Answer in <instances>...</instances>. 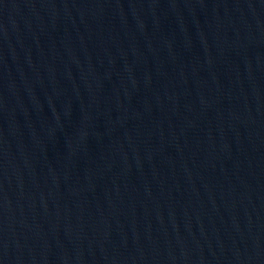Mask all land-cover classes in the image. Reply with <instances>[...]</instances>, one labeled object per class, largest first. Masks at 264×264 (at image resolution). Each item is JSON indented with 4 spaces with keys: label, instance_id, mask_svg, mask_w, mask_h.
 <instances>
[{
    "label": "water",
    "instance_id": "95a60500",
    "mask_svg": "<svg viewBox=\"0 0 264 264\" xmlns=\"http://www.w3.org/2000/svg\"><path fill=\"white\" fill-rule=\"evenodd\" d=\"M0 264H264V0H0Z\"/></svg>",
    "mask_w": 264,
    "mask_h": 264
}]
</instances>
